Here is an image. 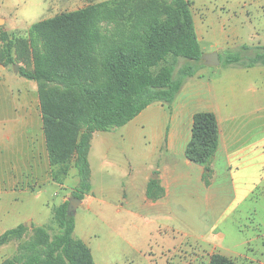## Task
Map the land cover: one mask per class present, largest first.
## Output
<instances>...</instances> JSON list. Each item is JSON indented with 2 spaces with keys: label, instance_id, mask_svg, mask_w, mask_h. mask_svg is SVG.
Instances as JSON below:
<instances>
[{
  "label": "trees",
  "instance_id": "1",
  "mask_svg": "<svg viewBox=\"0 0 264 264\" xmlns=\"http://www.w3.org/2000/svg\"><path fill=\"white\" fill-rule=\"evenodd\" d=\"M189 0H107L33 24L24 46L31 69L19 75L37 84L39 111L52 183L64 185L75 168L79 182L72 198L90 193L88 152L94 132L120 128L154 103L170 106L202 62ZM0 65L15 64L12 42L2 38ZM26 49V50H27ZM250 52V54H247ZM187 64L163 67L167 57ZM224 67L264 66V46L229 52ZM215 115L193 116L186 158L210 173L218 150ZM69 200L55 209L62 229L53 240L44 228L34 231L32 254L1 264H95L90 248L73 236L75 218ZM23 225L0 236V246L21 236ZM208 264H237L214 254Z\"/></svg>",
  "mask_w": 264,
  "mask_h": 264
},
{
  "label": "crops",
  "instance_id": "2",
  "mask_svg": "<svg viewBox=\"0 0 264 264\" xmlns=\"http://www.w3.org/2000/svg\"><path fill=\"white\" fill-rule=\"evenodd\" d=\"M260 9L264 11V6ZM202 23L203 19L200 25L194 21L198 42L205 34ZM261 36L264 37V30ZM263 82L227 85L217 81L216 74L211 77L197 71L185 81L170 106L151 104L125 126L103 132L107 136L102 137L101 148L102 193L96 198L91 184L90 193L80 205L99 202L102 229L112 232L163 230L172 236L180 232L185 237L183 245L193 236L179 230H201L203 233L196 234L195 241L190 242L196 247L208 243L205 238L213 230H220L235 218L257 220L262 231L246 233L241 247L228 258L235 261L238 256L247 264H264ZM36 91L34 87V96ZM199 112L213 113L219 128V146L208 176L204 167L185 156L193 116ZM18 121L15 130L7 120L1 122L0 133L5 139H25L26 151L21 162L27 165L26 169L29 163L37 165V162L39 165L44 162L49 168L40 113L37 134L30 131L29 121L22 118ZM95 134L88 152L91 175L90 154ZM122 144H128L129 148L125 149ZM141 145L145 149L140 150ZM115 154L131 156L121 165ZM128 220H132L130 227ZM6 231L0 230V236ZM81 241L88 246L86 239ZM173 241L165 239L168 246ZM94 262L97 264L95 259Z\"/></svg>",
  "mask_w": 264,
  "mask_h": 264
},
{
  "label": "rangeland",
  "instance_id": "3",
  "mask_svg": "<svg viewBox=\"0 0 264 264\" xmlns=\"http://www.w3.org/2000/svg\"><path fill=\"white\" fill-rule=\"evenodd\" d=\"M103 1L107 0H0V52L3 47L2 38H7L12 42L16 61L9 67L0 66V124L7 120L10 128L15 130L20 122L17 120L22 118L29 121L31 132L37 134L40 130L38 94H32L34 87L37 90V84L19 75L21 68L32 67L30 52L24 46L28 29L42 20ZM189 1L192 4L193 20L200 25L203 19L201 28L205 34L199 41L203 55L217 52L220 59L217 67L205 66L203 62L196 64L203 66L197 71L211 77L216 74V80L226 82L227 85L263 82L264 66L248 70L238 66L224 67L222 62L229 52L238 51L242 46H264V37L261 36L264 30V11L260 9V6H264V0ZM187 64L194 63L168 56L161 66H173L176 71ZM104 134L96 132L90 154V177L96 198H100L102 193L104 175L101 169V148L102 137L107 136ZM24 145V138L5 139L0 133V230H10L18 225L25 227L21 236L0 246V264L13 258L22 261L26 255L32 254L30 244L37 228H44L50 241L62 232L54 219L55 209L72 198V192L79 182L75 168L69 171L63 188L51 183L50 168L44 166V162L40 165L39 162L37 165L29 163L26 169L27 165L21 162L22 153L26 151ZM123 147L127 149L129 145L124 144ZM142 149H145L143 145L140 146ZM129 156L115 154L121 165L127 162ZM75 214L77 222L73 236L80 240L86 239L97 264H208L214 254L230 257L232 251L241 247L246 233L262 231L257 220L235 218L220 230H213L215 232L205 238L208 243L196 247L190 242L195 241L193 237L196 234L203 233L201 230H179L193 236L188 238V244L183 245L185 237L180 232L172 236V233L163 230H104L99 202L79 204ZM130 223L132 220H128V227ZM166 238L174 240L172 246L165 243ZM237 257L234 259L237 264H247L243 258Z\"/></svg>",
  "mask_w": 264,
  "mask_h": 264
},
{
  "label": "water",
  "instance_id": "4",
  "mask_svg": "<svg viewBox=\"0 0 264 264\" xmlns=\"http://www.w3.org/2000/svg\"><path fill=\"white\" fill-rule=\"evenodd\" d=\"M202 62L205 66L217 67L220 65L219 54L217 52H213L210 54L202 55ZM81 203V200L77 198H70L68 204V215L75 216L76 207Z\"/></svg>",
  "mask_w": 264,
  "mask_h": 264
}]
</instances>
